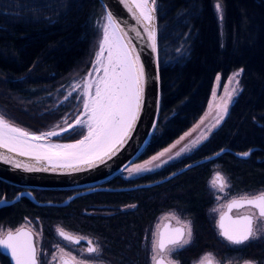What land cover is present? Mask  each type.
<instances>
[{"label":"trees","instance_id":"1","mask_svg":"<svg viewBox=\"0 0 264 264\" xmlns=\"http://www.w3.org/2000/svg\"><path fill=\"white\" fill-rule=\"evenodd\" d=\"M216 2L156 0L160 115L139 159L166 147L197 120L217 73L225 78L242 69L240 92L221 124L191 154L159 171L114 186L162 177L225 147L234 152L255 148L249 157L224 153L164 183L114 194L95 193L65 207L37 206L22 200L1 208L0 220L31 217L69 223L99 240L105 261L147 264L141 246L144 233L161 213L176 210L190 221L193 233L192 243L177 253L180 264H189L202 252L219 246L207 214L213 201L207 188L211 173L219 169L226 175L230 193L264 192V0H219L222 41ZM103 16L97 0H0V114L29 132L39 133L80 111L77 92L60 101L62 87L88 70ZM76 130L72 128L56 139L76 140L80 137ZM7 188L15 187L0 181V195ZM34 192L42 201H59L66 194L63 190ZM86 203L114 205V209L86 216L81 213ZM245 255L264 260V245L250 246Z\"/></svg>","mask_w":264,"mask_h":264},{"label":"snow or ice","instance_id":"2","mask_svg":"<svg viewBox=\"0 0 264 264\" xmlns=\"http://www.w3.org/2000/svg\"><path fill=\"white\" fill-rule=\"evenodd\" d=\"M123 2L126 3L128 10L132 13L137 23L145 28L155 51L156 29L154 12L156 0H151V7H149V0H123ZM215 7L217 13H222L219 0ZM105 19L107 23L103 25V39L99 45L100 50L96 53V60L93 61L95 71L99 72L103 68V76L93 80H89L86 77L83 82V90L80 96L77 97V99H82L83 102L84 112L81 115H87V119L81 120L80 116H77L75 125L87 127L88 135L74 144H35L31 143V141H40L48 137L58 136L61 132L72 129L74 125L68 124L67 128H61L59 132L53 130L35 135L15 126V124L0 114V149H7L8 152H16L21 156L31 155L37 162L41 159H47L50 162L54 158L56 160L76 159L92 166L94 160L103 162L105 157L110 158L111 155L115 154L118 146H123L130 135L143 102L145 71L143 65L139 62V56L133 55L135 48L129 47L131 41L121 43V37L116 36L115 30L120 32H123V30L119 29L118 22L113 18L112 14L109 13ZM110 29H115L111 32V43ZM106 45H109V47L106 58L107 63H104L103 53ZM113 46H115V52H113ZM242 71L241 69L234 73L229 78L230 82L235 81L238 85V77ZM90 76L91 72L89 73ZM93 85L95 86L94 94L91 91ZM80 87V84L74 85L73 92ZM236 90V88H233L231 92H228V99L223 102L222 114L219 115L216 124H219L224 118V114L227 113L228 103ZM70 95L71 93H69ZM65 99H68V97H65ZM186 150L187 147L182 148L176 155L179 156ZM167 151L168 149L164 150V152ZM164 152L159 153L158 156H163ZM243 155L247 156L248 153L246 152ZM158 156L152 157V160H156ZM0 159L10 162L9 158L3 153H0ZM14 166L17 168L24 166L26 170H33L31 167L21 163H15ZM151 170L142 165H137L134 169H128L130 175ZM217 182H219L218 190L223 192L227 187V183L219 173L216 174L212 181L214 188L217 187ZM244 205L257 209L259 218H264V192L252 197L245 196L239 200L234 199L228 207L231 209L232 207H242ZM171 218L176 219L181 226L171 229L170 233L164 231L153 233V264H164L161 254L171 253L176 248L183 247L191 241V224L189 222H181L175 216ZM223 219L222 216L219 224L221 235L233 244H243L258 235V231L253 227L254 217L252 215L241 216L233 220L231 228H225ZM157 228L159 229V226ZM57 231L65 240L73 243L80 242L79 238L69 236L61 229H57ZM88 243L89 246L86 249L88 254L99 252L98 246H94L91 241ZM0 248L6 249L11 254L15 264H37L38 251L31 231L18 229L15 233L9 231L6 234H0ZM60 251L63 252V249H60ZM56 259L57 257L54 255L53 260ZM60 259L61 264H83L75 256H70L68 259L61 257ZM204 261L212 264L210 255L202 258L201 264H204Z\"/></svg>","mask_w":264,"mask_h":264},{"label":"water","instance_id":"3","mask_svg":"<svg viewBox=\"0 0 264 264\" xmlns=\"http://www.w3.org/2000/svg\"><path fill=\"white\" fill-rule=\"evenodd\" d=\"M97 1L104 11L105 18L109 13H111L113 18L118 22L119 29H122L123 32H120L119 30H117V32L121 36L124 43L131 41L129 47L135 48L133 55L139 56V62L141 65H143L145 71L143 102L130 135L126 139V142L123 144V146H118V149L115 151L114 155H111L110 158L105 157L103 162L94 160L92 166H89L83 161L56 160L55 158L51 162L47 159H41L39 162H37L33 156H21L16 152H8L7 149H0V153H3L10 160V162H5V160L0 159V181L4 184L22 189V191L16 194L12 199L0 200V208L16 203L21 197L27 198L30 202L37 206L62 207L67 205L75 197L94 191L119 192L138 188H147L164 183L169 179L183 173L184 171L199 164L212 161L224 153H232L238 158H248L250 153L255 149L250 148L245 152H234L225 147L208 156L185 164L184 166L172 171L162 178L151 182L133 186H104V183L110 181L116 176H119L130 164L139 159L140 155L143 153L152 136L154 135L158 126L160 115V77L157 55L156 12H154V25L156 29V48L154 51L152 47V41L149 40L145 28L141 27L140 24L137 23L136 19L128 10V6L123 2V0ZM149 7H151V0H149ZM32 134L38 135L36 133ZM39 142L44 143L56 141L44 139ZM246 152L248 155L244 156L243 154ZM15 163L27 165L33 170H26L24 166L17 168L14 166ZM217 185H219V182H217ZM34 190H68L76 192L65 200L53 202L38 201L32 193ZM239 199L240 198L235 200ZM231 201L227 203L224 212L219 216L218 226L221 223L222 216L224 218L223 224L225 228H231L233 220H236L241 216H245L231 215L232 209L241 208L232 207L230 209L228 205L231 203ZM167 224L168 223H166V225ZM177 227L180 226H176L174 228ZM219 229L221 231L220 227ZM164 264L167 263L165 262ZM205 264H208V262L206 261Z\"/></svg>","mask_w":264,"mask_h":264},{"label":"rangeland","instance_id":"4","mask_svg":"<svg viewBox=\"0 0 264 264\" xmlns=\"http://www.w3.org/2000/svg\"><path fill=\"white\" fill-rule=\"evenodd\" d=\"M215 12H216V17H217L218 26H219L220 38L222 41V39H223V12L217 13L216 7H215ZM221 15H222V19H221ZM105 23H106V19H105V15H104L102 17V21H101V31H100L101 35L99 37V40H98L96 49L94 51V54L92 56L88 70L85 72V74L83 76H76V78L73 77L71 80H69L67 83H65V86L62 87V88H64V96H63V99H61L60 101H63L65 99V97H68L69 93L74 94L77 92L78 95L80 96V93L83 90V82H84L86 77H88L89 80H93L95 78L100 77V73L95 71L93 68V61L96 60V53L98 50L99 41L102 37L103 25ZM239 70H241V69H235V70L231 71L227 75V77H225V78H223L220 73H217L214 77L212 87L210 90V94H209L208 100L206 102L205 108H204L202 114L197 118V120L184 133H182L178 138H176L174 141H172L166 147L160 149L156 153H154V154H152V155H150L144 159L135 161L132 164H130L121 173L122 176L124 178L128 179V178H132V177H137V176L145 174V173H153V172L159 171V170L163 169L165 166H167L171 163L177 162L180 159H182L183 157L191 154L194 151V149H196L201 143H203L209 137V135L221 124V122L226 117L231 104L233 103L236 96L238 95V93L241 90V85H240L241 75L238 77V80H239L238 85L235 83V81L230 82L229 78L232 77L233 74ZM90 72H91V76L89 77ZM241 74H242V72H241ZM76 84H80L81 87L77 88L76 91L73 92V90H72L73 86ZM233 88H236L237 90L232 95V98H231L230 102L228 103V111L226 114H224V118L220 121V123L216 124V120L219 118V115L222 114L223 102H224V100L228 99L227 94H228V92H231ZM94 90H95V86L93 85V88L91 89L92 94H94ZM76 101H78L77 98H76ZM83 112H84L83 102L81 99L80 111H78V112L76 111L71 116L62 117V119L57 120L56 122L52 123L49 127L43 129L41 132L36 133V134L39 135L41 133H46V132L53 131V130L59 132L61 128H67L68 124H73L74 125L73 128H75V130L78 129V130H76V132L80 133V137L78 139L73 140V141H63V140L56 139L57 137L61 136L62 132L58 136H52V137H48L46 139L56 141V142H65V143L66 142L67 143L75 142V141H78L80 139H83L84 136H86L88 134L87 127L75 125V119L77 116H80L81 120L87 119V115H81V113H83ZM65 122H67V123H65ZM213 125H215V127H213ZM65 132H67V131H65ZM181 137H183V139H181ZM202 137H203V139H202ZM177 141H179V143H177ZM193 144H195V146H193ZM185 147H187V150L182 152L179 156H177L176 153L180 152V150L182 148H185ZM165 149H168V151L164 152ZM161 152H164V155L158 156V154ZM154 156H158V158L156 160H152V157H154ZM170 157H172V158L170 159ZM137 165H142V166H144L146 168H150L152 170L151 171H143L140 173H133L130 175L128 169H134ZM157 165H159V166L157 167ZM217 173H219L220 176L223 177L227 183V187L224 189L223 192H220L218 190L219 185H217L216 188H214L212 186V181L215 178V174H217ZM207 188H208V191L211 194L212 199H213L212 204L210 205L209 209L207 210V214L211 220L212 225H214V226L216 225V221H217L218 216L225 210L227 203H229L233 199L245 197V194H242V193H230V191L228 189L229 188L228 179H227L226 175L224 173H222L219 169H215L211 173V175L207 181ZM259 193H262V192L261 191H254V192H251L250 194L255 196L254 194H259ZM247 195H248L247 197H249V193ZM247 212H251V211L248 208H243V209L238 210V211H233L232 214H242V213H247ZM172 216H175L181 222H189L190 223V221L188 219L183 218L180 215V213L176 210L165 211V212L161 213L155 219V221L151 227V230H149L148 232H145V235H144L145 237L143 238V243L141 245L142 249H144L148 253V254L147 253L146 254H147V258L149 257L148 262L150 264H153V261H152L153 233L157 232V226L161 225V223L164 220H169L174 224H178L176 219L171 218ZM22 220H23L22 224H26L32 230H36L35 227L38 226V224H35V221L37 222L36 219L31 218V217H26ZM253 227L255 230L258 231V235L255 238L248 240L247 242L253 241V240H256L259 238H264V219L263 218L262 219L255 218L254 223H253ZM191 241H192V237H191ZM191 241L188 244L184 245L183 247L176 248L175 251H173L171 253H164L163 257L167 260V262L169 264H178L177 253L180 250H182V248H185L186 246H188L191 243ZM96 243H98V240H96ZM99 244L100 243H98V245ZM169 247H171V246H169ZM209 255L212 259L213 264H221L220 261L216 258L217 255L212 254L209 251L202 252L199 256H197L195 259H193L189 264H201L202 258L209 256ZM86 256H87V258H89V260L91 262H83V264H112L109 261H105L103 258H101L100 252L88 254ZM238 264H255V263L249 262V261H243V262H240Z\"/></svg>","mask_w":264,"mask_h":264},{"label":"flooded vegetation","instance_id":"5","mask_svg":"<svg viewBox=\"0 0 264 264\" xmlns=\"http://www.w3.org/2000/svg\"><path fill=\"white\" fill-rule=\"evenodd\" d=\"M138 160H140V159H138ZM145 174H147V173H145ZM145 174L139 175L137 177L128 178V179L124 178L122 176V174H120L119 176H116L115 178L111 179L110 181H107L103 185L107 186V187H116V186H114V184H117L120 181L134 180L135 178H138V177L143 176ZM162 177L153 178L147 182H151V181L157 180V179L162 178ZM147 182H134V183L127 185V186H133V185L143 184V183H147ZM138 189H140V188H138ZM132 190H136V189H132ZM132 190H129V191H132ZM21 191H22V189L18 188V187H15L14 189H8V188L4 189V191L0 195V200H2V199L10 200L16 194H18ZM36 191H38V190H36ZM63 191H66V194H65L64 198H62L59 201L65 200L70 195H72L73 193L76 192V191H68V190H63ZM101 192H109V191H94V192H91V193H88L85 195L75 197L65 206H68L77 198L84 199V198H88L89 196H92L95 193H101ZM32 193L38 201H42L36 197V194L34 191H32ZM111 193L114 194V192H111ZM248 193H249V197L253 196L252 194H250L251 192H244L242 194H245V196H248L247 195ZM259 194H254V195H259ZM22 200H28V199L21 197L19 199V201H17L16 203H13L12 205L4 206V207H12L15 204L20 203ZM43 201H51V200H43ZM59 201H53V202H59ZM65 206H62V207H65ZM4 207H1V208H4ZM243 208H248L251 212L242 213V214H232L233 211H238V210H241ZM101 209H114V205L111 206V205H100V204H94V203H86L85 205L82 206L81 213L83 215L89 216L91 214L98 212ZM113 212H114V210H113ZM231 215L232 216L252 215L254 217V220H255V218H259L258 210L251 207V206H248V205L241 207L239 209H232ZM219 216H218V218H219ZM218 218L216 221V225L215 226L212 225V227H213L214 232L216 234V238L218 239L219 246H217V248L216 247L210 248L207 251L211 252L212 254L217 255L216 258L220 261L221 264H238V263L243 262V261H249V262H253L255 264H264L263 258L245 255V250H247V248H249L250 246H254L257 244H263L264 245V238H259V239L249 241V242L246 241L243 244H233L229 240H227L224 236L221 235V231H220L219 226H218ZM260 219H262V218H260ZM254 220H253V223H254ZM22 222H23V220L14 221V222L13 221L0 220V234H6L9 231L15 233L16 230H18V229H24L26 231H31L33 233V240L35 241V245H36L37 251H38L37 264H61V259H60L61 257H63L64 259H68L70 256H75L77 258V260L82 261V262H91L89 260V258H87V256H86V255H88V253L86 252V249L89 246V243H88L89 241H91L94 246H98L99 252L101 253V247L99 246L100 244L98 245V243H100V242L96 237H94L90 233H87L86 231H78V230L73 229L69 223H62L60 221H39V220H37V222L35 221V224H38V226L35 227L36 230H32L26 224H22ZM166 223H168V224L166 225ZM176 226H181V225L180 224H174L169 220H164L161 223V225H159V229L157 228V231H164V232L170 233L171 229H174V227H176ZM57 229L63 230L69 236H72L74 238H79L80 242L79 243H73L69 240L63 239L58 234ZM144 235H145V233H144ZM144 237L145 236H143V238ZM192 239H193V233H192ZM96 240H98V243H96ZM191 243H192V241H191ZM60 249H63V252H61ZM182 249H184V248H182ZM226 251H227V253H226ZM228 251L229 252H235V253H228ZM54 255L57 257L56 260H53ZM161 257L164 259V263L166 262L167 264H169L167 262V260L163 257V254H161ZM148 260H149V257L147 258V264H150L148 262ZM177 261H178V264H180V260L178 257H177ZM205 263H206V261H204V264ZM0 264H15L14 260L11 257V254L4 248H0ZM212 264H213V262H212Z\"/></svg>","mask_w":264,"mask_h":264},{"label":"bare ground","instance_id":"6","mask_svg":"<svg viewBox=\"0 0 264 264\" xmlns=\"http://www.w3.org/2000/svg\"><path fill=\"white\" fill-rule=\"evenodd\" d=\"M106 23H107V21H106ZM115 29H110V43L112 42V36H111V32L112 31H114ZM116 31V36H119V37H121L120 35H119V33L117 32V30H115ZM103 39V32H102V37H101V39H100V41H99V45H100V42H101V40ZM120 42L121 43H124V41L122 40V38H121V40H120ZM99 45H98V50H97V52L100 50V48H99ZM108 47H109V45H106L105 46V51H104V53H103V57H104V63H107V56H108ZM115 46H113V52H115ZM99 73H100V76H103V68H101V70L99 71ZM94 92H95V90H94ZM88 135V134H87ZM80 140H82V139H80ZM40 141H42V140H40ZM31 143H35V144H44V145H48V144H74V143H76V141L75 142H69V143H58V142H39V141H31ZM31 156V155H30ZM73 161H81V160H76V159H73Z\"/></svg>","mask_w":264,"mask_h":264}]
</instances>
